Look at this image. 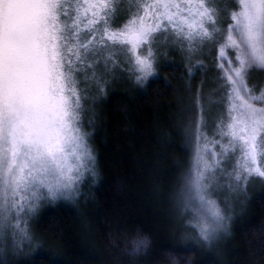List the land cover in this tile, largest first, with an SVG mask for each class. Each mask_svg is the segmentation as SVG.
I'll return each mask as SVG.
<instances>
[{"label": "snow or ice", "instance_id": "obj_1", "mask_svg": "<svg viewBox=\"0 0 264 264\" xmlns=\"http://www.w3.org/2000/svg\"><path fill=\"white\" fill-rule=\"evenodd\" d=\"M121 3L0 0V236L11 221L27 237L20 220L25 211L45 197L71 198L85 174L96 175L81 125L78 74L102 90L96 65L103 60L107 68L122 55L134 78L146 80L155 71L160 42L179 44L190 57L214 53L224 89L213 137L202 132L197 96L192 170L179 193L186 206L198 204L189 223L200 238L209 241L225 226L210 188L229 151L238 150L234 167L224 173L230 188L252 175L264 178V86L256 92L247 82L250 68L264 69V0H128L117 22ZM146 245L134 240L131 251Z\"/></svg>", "mask_w": 264, "mask_h": 264}, {"label": "trees", "instance_id": "obj_2", "mask_svg": "<svg viewBox=\"0 0 264 264\" xmlns=\"http://www.w3.org/2000/svg\"><path fill=\"white\" fill-rule=\"evenodd\" d=\"M201 81L193 61L177 59L160 63L143 84L109 86L90 102L81 125L96 182L81 210L44 208L33 226V250L14 259L9 253L0 264H264V184L252 190L216 248L195 238L180 211L177 192L190 158L180 99ZM261 81L264 72L250 68L248 84ZM143 236L145 250L132 252L131 241Z\"/></svg>", "mask_w": 264, "mask_h": 264}, {"label": "rangeland", "instance_id": "obj_3", "mask_svg": "<svg viewBox=\"0 0 264 264\" xmlns=\"http://www.w3.org/2000/svg\"><path fill=\"white\" fill-rule=\"evenodd\" d=\"M127 3L128 0H122V3L118 9L117 22L122 20L126 15L128 11ZM156 49L157 56L155 61V71L150 74L146 80L143 81H137L134 78V75L129 71V66L124 61L122 55L119 57V63L111 64V62H109L107 68H105L103 60H101L96 65V70L100 75L101 81L104 84L102 90L96 85L95 82L85 81L83 79V73H79L78 76L80 78V88L83 99L82 115L84 116V114L87 112L86 109L90 107V102H92L93 104V102H95L97 98L101 97L106 92L109 86L113 87L117 85L119 87L120 85H123L124 81L130 82V80L132 82L143 84L150 77L155 75V72L160 63L168 64L169 62L177 61V59L193 61L195 63V66L197 65V68L200 69V73L202 74V81L199 83V85L193 88V91H191V95L188 96L187 99H180V110L183 117H185L184 120H182L183 117L181 118V124L187 126V142L190 158L187 173L182 180V187H180L177 192V194L179 195L181 189L187 186V181L191 175L192 170V161L195 151V117L199 111L197 105V96L199 95L205 117L202 132H206L209 137H213L216 129L217 119L224 111V89L220 87L219 71L215 67L216 62L213 58L214 53L209 54L205 51L203 53H196L190 57L185 50L180 48L179 44L173 45L167 42L158 43L156 45ZM197 60H202L203 63H196ZM252 68L259 69L264 72V69L262 68H257L255 66H253ZM89 72H91V69H89ZM86 85H90V87H86ZM251 86L254 87V90L256 92H259L260 87L264 86V81H261L258 84H252ZM85 92L87 93L86 95H84ZM215 138L217 140L220 139L218 134L215 135ZM215 148L216 151H220L219 144H216ZM237 155L238 150L236 152L229 151L227 156L221 161L222 167H218L216 169L217 180L212 183L210 188L212 196L217 200V203L221 206L225 215V226L222 229H219L211 240L205 241L201 239L195 226L192 223L187 222L197 218L196 213L193 211V208L198 207V204L194 201L190 206H186L184 204L183 198L180 195L177 198L180 202V211L183 215L186 216L185 219L187 221L184 220L186 225L188 224L192 226L190 227V229H192L196 234L195 238L205 244L204 247H207L208 249L212 247L216 248L217 245L223 241V239L227 235L230 223L233 220L234 215L239 211V209L243 207V204L248 199L249 194L256 186H261L264 184V178H261L258 175H252L246 183L242 181L239 187H229L228 181L231 179V177L225 175L224 173L234 167ZM95 182L96 175L93 176L91 173H87L79 181L76 195L72 196L71 198L60 196L55 199H51L45 197L37 203L36 207L31 212L25 211V213L20 217V220L21 227H23L25 223L27 225V237L22 238L20 234L16 232L13 223L10 221L7 227L4 229V235L0 236V263H6L8 261L7 256L9 253L13 254L10 258L14 259L25 256L28 251L33 250L35 244V236H33V226L39 213L44 208L51 206L52 204L61 203L70 205L77 210H81L80 204L86 199L91 191V187L94 186ZM232 183L233 185H235L234 180L232 181ZM12 219H16L15 214H13ZM14 232H16L15 236L13 235Z\"/></svg>", "mask_w": 264, "mask_h": 264}, {"label": "clouds", "instance_id": "obj_4", "mask_svg": "<svg viewBox=\"0 0 264 264\" xmlns=\"http://www.w3.org/2000/svg\"><path fill=\"white\" fill-rule=\"evenodd\" d=\"M137 239H144V240H146V241L148 240L147 236L139 237V238H137ZM137 239H134V240H137ZM134 240H133V241H134ZM133 241H131L132 245H133ZM132 248H133V247H132Z\"/></svg>", "mask_w": 264, "mask_h": 264}]
</instances>
